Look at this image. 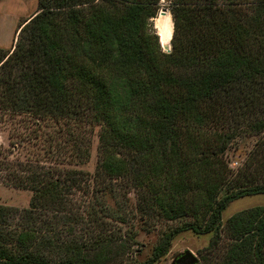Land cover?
I'll return each instance as SVG.
<instances>
[{"label": "trees", "instance_id": "trees-1", "mask_svg": "<svg viewBox=\"0 0 264 264\" xmlns=\"http://www.w3.org/2000/svg\"><path fill=\"white\" fill-rule=\"evenodd\" d=\"M159 1L37 0L14 48L0 50L1 117L59 125L64 146H53L68 165L98 140L92 178L56 159L12 163L30 138L0 148L3 185L32 194L23 211L0 206V264H154L185 231L211 234L197 264H264V206L221 221L230 203L264 194V0H172L168 54L149 29ZM248 135L261 140L228 178L222 157ZM89 180L98 192L76 213L70 198L87 196ZM120 183L133 207L116 201ZM184 219L133 258L136 222Z\"/></svg>", "mask_w": 264, "mask_h": 264}, {"label": "rangeland", "instance_id": "rangeland-1", "mask_svg": "<svg viewBox=\"0 0 264 264\" xmlns=\"http://www.w3.org/2000/svg\"><path fill=\"white\" fill-rule=\"evenodd\" d=\"M171 1L172 0H160L156 16L150 19L149 22L150 31L158 36L160 48V35L156 26L157 24L162 23L164 16H168L170 21L172 22V35L170 40L168 41L170 44V49L172 48L171 40L173 36V21L170 13ZM36 12L37 0H0L1 51H11L14 48L20 31V24L28 20ZM60 128L61 127L59 125L52 122L47 123V125L42 124L31 126L29 122L24 121V118L21 117L0 116V148H2L1 150L9 148H11L12 150V144L17 145L21 139L30 138V142L23 143L22 146H17L18 148L12 151V157L9 158L12 163H15V161L27 163L28 161L32 160L34 161L33 165H35L37 161L38 166L44 169L52 166L51 163L53 162V159H56L55 163H57V165L62 163L64 168L74 169L76 171L80 170L84 174L88 175V177L92 178L98 162L97 134L91 136V144L89 145L90 156L87 161L82 164H79V162H75L77 163L75 165L73 164V162L72 165H68L69 162L61 161V157L59 156H62L61 154L63 152H65L66 155L70 152H67L66 147L58 151L53 146L56 142L61 143V147L64 146L63 138H58V141L56 139L57 131ZM33 138H36V141H34ZM260 140V136L248 135L242 136L232 141V143L226 150L225 155L222 157V160L224 161V163H226L227 166L226 170L228 178H233V175L236 174L238 170L244 167L247 159L249 158L250 152L255 148L257 141ZM50 153L57 157H54ZM32 154H34L35 156H32ZM250 170L252 173L260 175L259 170L262 171L263 169L260 167L259 160L258 163L251 165ZM262 175L264 176V174ZM2 181H6V177L4 173L2 174L0 172V206L17 209L18 211L28 209L29 201L32 195L31 192L27 190H18L12 187H7L3 185ZM87 183L89 185V189L91 190L87 196L83 193H78L70 198L71 201L75 204L74 209L76 213H82L83 209H86V204L89 201H92L91 196L93 192H98L96 191L98 189V186L94 183L93 180H89L87 181ZM120 185L122 186V188L118 187L116 189V192L118 194L116 196L115 193V196L117 197L116 201L119 202L120 205H122L121 203L124 204L126 202L127 205L133 207L135 204V196L133 191L130 190V188H125L128 187L125 183H120ZM109 198V196L106 197L107 204L113 207L114 201ZM255 206H264V194L247 196L230 203L221 215L222 224H224L226 220L234 214ZM186 220L188 219L176 220L171 222L165 220L154 222L148 226L149 229L147 230H144V228L146 229L145 226H143V229H139L140 223L136 222L134 230L137 231V235L135 237L136 244L132 249V251H134L133 258L138 262L145 261L149 257L153 247L158 243L162 235L167 233L168 230L174 227L181 226L185 223ZM9 221L11 222L9 229H18V217H14ZM130 226L131 224H121L119 229H121V231L125 233V230H127ZM221 235L225 236L223 233H221ZM210 238L211 234L196 235L191 231L182 232L173 239L167 254L154 264H172L174 259L186 250L190 251L198 258V251L204 249L207 246ZM125 261H129V259L125 257Z\"/></svg>", "mask_w": 264, "mask_h": 264}, {"label": "water", "instance_id": "water-1", "mask_svg": "<svg viewBox=\"0 0 264 264\" xmlns=\"http://www.w3.org/2000/svg\"><path fill=\"white\" fill-rule=\"evenodd\" d=\"M164 12V11H163ZM161 48L163 52L170 53V44L169 42L166 44H162ZM199 262L198 258L192 254L190 251H184L182 254H179L173 261L172 264H197Z\"/></svg>", "mask_w": 264, "mask_h": 264}, {"label": "bare ground", "instance_id": "bare-ground-1", "mask_svg": "<svg viewBox=\"0 0 264 264\" xmlns=\"http://www.w3.org/2000/svg\"><path fill=\"white\" fill-rule=\"evenodd\" d=\"M156 27L159 31L160 42H162V44L168 43L172 35V22L170 21L169 17L164 16L162 23L157 24Z\"/></svg>", "mask_w": 264, "mask_h": 264}]
</instances>
